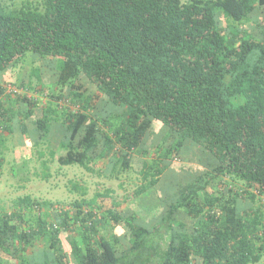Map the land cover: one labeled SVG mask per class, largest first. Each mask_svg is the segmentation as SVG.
I'll return each instance as SVG.
<instances>
[{
  "label": "trees",
  "instance_id": "16d2710c",
  "mask_svg": "<svg viewBox=\"0 0 264 264\" xmlns=\"http://www.w3.org/2000/svg\"><path fill=\"white\" fill-rule=\"evenodd\" d=\"M15 131L107 178L136 161L144 184L117 199L72 182L64 207L16 197L0 264H264V0H0V170ZM191 154L197 172L168 170ZM165 175L157 205L121 207Z\"/></svg>",
  "mask_w": 264,
  "mask_h": 264
},
{
  "label": "rangeland",
  "instance_id": "374dc122",
  "mask_svg": "<svg viewBox=\"0 0 264 264\" xmlns=\"http://www.w3.org/2000/svg\"><path fill=\"white\" fill-rule=\"evenodd\" d=\"M5 1L10 3V0ZM13 1L18 2L19 0ZM181 1L184 2L187 0ZM38 64H40V62L35 61V63L31 65L27 59L25 63L18 64V66L7 71L3 75V83L4 81L9 80L11 82L12 80H15V77L17 76H22L24 79H27L31 67ZM31 79L32 85H34L36 90L39 86L36 82L37 78L31 77ZM49 80L50 75L43 72V88L39 91L41 93H38L29 87V89L26 90L27 96L37 98L39 105L46 104V102H48L49 93H51L47 87L50 83ZM5 85L6 88H8L6 90L7 92L9 91L10 84ZM13 106L16 107L17 105L13 104ZM4 137L8 149L5 152L4 163L0 170L1 210H7L13 199L23 195H29L33 198H37L38 200H49L53 203V205L55 204L64 207L72 203L78 196V194L72 190V182H77L78 184L86 186V197H91L98 190L102 191L105 188H109L112 191V195L117 199L124 198L129 192L136 190L139 186L144 184L140 179V175L138 173L139 164H137L136 161H133L132 169L130 168L125 171L118 170V172L114 174V177L107 178L103 175L91 174L78 165H58L55 160L51 161L47 155V144H41L36 148H32L29 141L26 139L24 140V143H22L23 139L18 131H15L12 135L4 133ZM52 145H54V142ZM39 150H44V154L41 159L38 158ZM132 158L134 160H138L142 157L137 153H132ZM46 159H49V161L46 162L47 171L45 173L47 175L43 177L41 162ZM96 166V168L102 172L107 167V160H100L96 163ZM198 168L199 166L197 165L196 157L191 154L185 157L182 161L172 162V166L168 170H173L180 177L187 176L188 173H195ZM174 180V177L171 178L167 175L163 176L160 181L162 182V191L161 188L157 189L155 192L152 190L151 192L148 190L144 191L139 196L132 197L131 200H128V203H123L121 207L137 208L143 212L147 211L154 203L156 205L158 204V194L161 193L164 195V191H170L171 187L175 185ZM207 190L209 189L207 188ZM103 202L107 203V205L110 204L109 199H105ZM55 205L53 207H56ZM38 249L39 248H34L32 251H36ZM41 250L42 248L38 253H36L37 257L41 254ZM257 264H263V262Z\"/></svg>",
  "mask_w": 264,
  "mask_h": 264
},
{
  "label": "built area",
  "instance_id": "2783aa9c",
  "mask_svg": "<svg viewBox=\"0 0 264 264\" xmlns=\"http://www.w3.org/2000/svg\"><path fill=\"white\" fill-rule=\"evenodd\" d=\"M10 90V89H9ZM16 91V90H15Z\"/></svg>",
  "mask_w": 264,
  "mask_h": 264
}]
</instances>
